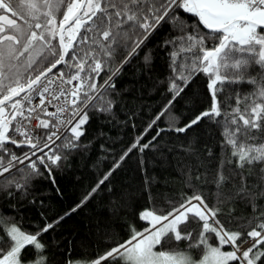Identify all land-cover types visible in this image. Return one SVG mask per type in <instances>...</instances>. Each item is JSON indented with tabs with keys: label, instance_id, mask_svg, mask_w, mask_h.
I'll list each match as a JSON object with an SVG mask.
<instances>
[{
	"label": "trees",
	"instance_id": "trees-1",
	"mask_svg": "<svg viewBox=\"0 0 264 264\" xmlns=\"http://www.w3.org/2000/svg\"><path fill=\"white\" fill-rule=\"evenodd\" d=\"M177 11L176 22L182 19L188 25L186 33L177 31L171 21L162 22L126 63L122 60L128 55L127 50L112 58V70L119 67L113 77L115 87L107 90L100 102L103 107L86 110L88 121L82 127L84 135L75 141L78 147H64L63 138L58 143L60 147L56 145L53 149L62 159L52 165V177L45 172L33 176L24 190H16L14 184L0 189V219L7 221L0 225V245L11 243L6 236L7 225L38 235L43 245L39 250L25 246L20 255L23 264H95L118 241L130 239L131 229L142 231L147 226V221L140 219L143 211L153 207L167 209L174 203L178 206V202L194 191L209 208L217 209L216 219L226 230L241 232V239L249 230H261L259 226L264 224V161L240 167L224 135L226 119L235 118L237 124L243 126L239 115L247 117L254 104L264 105V96L260 95L264 91V65L256 56L236 52L238 57L234 59L248 63L240 69L223 71V75L221 72L227 79L215 85L220 117L211 118V122L205 117L184 133L174 130L211 108L212 90L208 88L211 79L198 72L186 87L182 81H177L184 91L164 115L152 123L173 97L168 78L172 75L169 62L174 48L165 42L193 34V27L199 33L209 31L198 23V17L182 9ZM60 16L58 13L57 18ZM81 34H84L83 28ZM52 42L58 48V41ZM179 43L177 40L176 44ZM216 43L218 41L206 40L205 47ZM146 54L150 63H146ZM184 55L190 54L178 55L177 63ZM60 70L68 72L64 64ZM108 74L100 73L96 81L98 87ZM108 100L112 104L111 110L106 112L103 108L108 107ZM258 123L261 128L250 130L255 139L248 140L247 144L260 146L264 143V119ZM159 129L163 131L157 136ZM67 136L71 138V133ZM238 140L243 142L244 138L238 134ZM137 141L139 146H149L143 151L139 146L132 148L121 160ZM10 147L19 151L15 146ZM117 162L119 166L115 167ZM110 170L111 174L100 184ZM13 179L23 184V173H16ZM189 220L190 223L180 228L184 230L182 234L191 232L192 239L176 241L173 237L166 245L162 241L157 249L191 251L196 259L201 258L203 245H190H194L198 232L202 231V222L191 215ZM47 224L52 227L43 232ZM206 235L210 236L209 244L220 246L214 234ZM222 248L233 250L230 245ZM256 251L254 249L253 254ZM259 251H264V245L259 246ZM101 264L126 262L108 258ZM232 264L243 263L233 261ZM257 264H264V257Z\"/></svg>",
	"mask_w": 264,
	"mask_h": 264
},
{
	"label": "snow or ice",
	"instance_id": "snow-or-ice-1",
	"mask_svg": "<svg viewBox=\"0 0 264 264\" xmlns=\"http://www.w3.org/2000/svg\"><path fill=\"white\" fill-rule=\"evenodd\" d=\"M179 9L198 17V23L209 31L199 33L193 27V34L165 42L174 48L169 62L172 75L168 78L173 97L152 123L164 115L192 77L203 72L211 79L208 84L212 90L211 108L196 115L183 127L174 129L184 133L205 117L211 122V118L221 116L215 88L217 81L227 79L221 75V69H240L248 63L242 59L233 61V52L251 55L258 52L259 62L264 63V34L258 31L264 30V0H0V177L3 178L0 189L14 184L20 191L27 188L33 176L47 172L48 177H52V165H57L62 159L52 145L64 136V147H78L75 141L84 135L82 127L88 121L86 109L103 107L100 102L107 90L115 87L113 77L119 67L112 70V58L127 50L128 55L122 60L126 63L162 22L171 21L177 31L186 33L188 25L182 19L176 22ZM58 13L62 15L59 22ZM20 20L23 23L18 22ZM82 28L84 34H81ZM57 39L58 48L52 44V40ZM206 40L218 43L206 48ZM81 44L88 47L81 48ZM181 53L190 55H184L177 63V56ZM145 60L150 63L147 54ZM61 64L68 72H53ZM101 72L109 74L98 87L96 81ZM74 81L77 83L73 87H65L73 85ZM177 81H182L184 87ZM260 95L264 96V91ZM106 103L108 107L103 110L107 112L111 110L112 101ZM49 107L56 111L49 112ZM65 113L68 115L61 118ZM42 116L55 118V123L42 119ZM33 119L38 121L37 129L51 127L55 130L40 132L30 129L28 123ZM262 119V104H254L247 117L239 115L243 126L238 125L235 118L226 119V144L231 146V155L238 157L240 167L264 161V143L260 146L247 144L248 140L255 139L250 130L260 129L258 121ZM227 125L236 127L232 129ZM69 131L71 138L65 135ZM160 131L163 129L157 131V136ZM17 134L22 139H17ZM238 134L244 138L243 142L238 140ZM137 146L138 141L121 160ZM148 146H139L140 151ZM17 165L24 167L21 169ZM118 166L119 162L115 167ZM28 169L30 171H26ZM10 172L11 176L5 175ZM21 172L23 184L13 179L16 173ZM110 174L111 170L99 183L103 184ZM52 180L54 183V178ZM8 194L13 195L12 192ZM189 214L202 222V231L198 232L194 245H190H203L202 259L193 261L180 252L155 251L162 241L166 245L173 237L176 241L193 238L191 232L182 234L184 230L180 228L182 224L191 222ZM216 216L217 209L209 208L195 191L178 202V206L174 203L167 209L153 207L140 214V219L147 221L142 231L131 229L130 239L118 241L95 264H101L108 258L123 260L126 264H232L233 261L257 264L264 257V251H259V246L264 245V224H260L261 230L247 231L245 238L241 239V232L226 230ZM5 223L7 221L0 219V225ZM51 227L47 224L42 231L47 232ZM206 234H214L220 246L209 244L210 236ZM6 236L10 237L11 243L0 245V264H21V250L25 246H34L37 250L43 247L38 235L26 234L16 226L9 227ZM248 238H251V243ZM246 244L249 246L244 248ZM224 245H231L233 250L222 251ZM254 249L257 250L255 254Z\"/></svg>",
	"mask_w": 264,
	"mask_h": 264
},
{
	"label": "built area",
	"instance_id": "built-area-1",
	"mask_svg": "<svg viewBox=\"0 0 264 264\" xmlns=\"http://www.w3.org/2000/svg\"><path fill=\"white\" fill-rule=\"evenodd\" d=\"M77 82H73V85H65V87H73L75 84H76ZM53 87H55V85H53ZM48 111L49 112H55L56 110H55V108H53V107H49L48 108ZM68 114L67 113H65V114H63V116L61 117V118H64L65 116H67ZM42 119H46V120H50L52 123H55V118H53V117H47V116H42L41 117ZM27 123V122H26ZM38 124V121L36 120V119H33L30 123H28V127L30 128V129H33L34 131H40V132H49V131H54L55 129H52L51 127L49 128V129H42V128H40V129H37L36 128V125ZM69 127H71V125L69 126ZM61 131H64L63 129H61ZM68 133V132H67ZM67 133H65V135L67 134ZM64 136H61V138H63ZM16 138L17 139H22V137H20L18 134H17V136H16ZM60 138V139H61ZM59 140H56V142H55V144H53L52 145V147L53 146H55L56 144H57V142H58ZM27 163V162H26ZM20 166H22V165H17V167H20ZM14 170V169H13ZM12 170V171H13ZM8 174V173H7ZM7 174H5V175H7ZM2 177H0V179H1Z\"/></svg>",
	"mask_w": 264,
	"mask_h": 264
},
{
	"label": "rangeland",
	"instance_id": "rangeland-1",
	"mask_svg": "<svg viewBox=\"0 0 264 264\" xmlns=\"http://www.w3.org/2000/svg\"><path fill=\"white\" fill-rule=\"evenodd\" d=\"M60 19H62V15L59 17V18H57V21L59 22V20ZM204 28V27H203ZM53 41V40H52ZM231 57H232V60L234 61L235 59L233 58V57H238L237 56V53L236 52H233L232 54H231ZM223 71H225L226 73L227 72H230V68H228V69H221V72H222V75H223ZM54 149V148H53ZM25 150H27V149H25ZM238 160V159H237ZM191 214H189V216H190ZM211 222V221H210ZM12 226H15V225H7V230H8V228L9 227H12ZM17 227V226H16ZM27 234V233H26ZM250 243H251V241H250ZM249 245L248 244H246V248L248 247ZM157 247H158V245L156 246V248L154 249L155 251H159L158 249H157ZM221 250L222 251H228V250H225L224 248H222L221 247ZM231 249H229V251H230ZM243 250V249H242ZM242 250H241V254H242ZM166 251V250H165ZM169 252H172V253H177V252H180V253H183V254H185V255H188L193 261H199L200 259H202V257L201 258H199V259H196V257L194 256V253L193 252H191V251H186V252H182V251H169ZM243 263V262H242ZM21 264H23L22 262H21ZM243 264H246V262H244Z\"/></svg>",
	"mask_w": 264,
	"mask_h": 264
},
{
	"label": "flooded vegetation",
	"instance_id": "flooded-vegetation-1",
	"mask_svg": "<svg viewBox=\"0 0 264 264\" xmlns=\"http://www.w3.org/2000/svg\"><path fill=\"white\" fill-rule=\"evenodd\" d=\"M38 15H39V13H37ZM18 22H20V23H23V21L22 20H20V21H18ZM258 31H260V32H262V34H264V30H260V29H258ZM52 44L54 45V43L52 42ZM258 47V46H257ZM244 53H247V52H244ZM256 55H258V52H257V54ZM263 65H264V63H262Z\"/></svg>",
	"mask_w": 264,
	"mask_h": 264
},
{
	"label": "water",
	"instance_id": "water-1",
	"mask_svg": "<svg viewBox=\"0 0 264 264\" xmlns=\"http://www.w3.org/2000/svg\"><path fill=\"white\" fill-rule=\"evenodd\" d=\"M61 65H62V64H61ZM61 65H59L57 69H54L53 72H54L55 70H58V69L61 67Z\"/></svg>",
	"mask_w": 264,
	"mask_h": 264
}]
</instances>
